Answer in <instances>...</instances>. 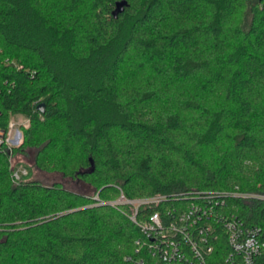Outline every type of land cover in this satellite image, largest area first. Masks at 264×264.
Wrapping results in <instances>:
<instances>
[{
    "label": "trees",
    "instance_id": "1",
    "mask_svg": "<svg viewBox=\"0 0 264 264\" xmlns=\"http://www.w3.org/2000/svg\"><path fill=\"white\" fill-rule=\"evenodd\" d=\"M13 114L29 125L0 144V264H155L121 196H165L140 221L194 191L264 194V0H0L3 138ZM27 148L93 193L14 180ZM226 203L264 239V199Z\"/></svg>",
    "mask_w": 264,
    "mask_h": 264
},
{
    "label": "built area",
    "instance_id": "2",
    "mask_svg": "<svg viewBox=\"0 0 264 264\" xmlns=\"http://www.w3.org/2000/svg\"><path fill=\"white\" fill-rule=\"evenodd\" d=\"M10 134L11 125L4 138L0 134V144L5 141L10 145ZM12 178L20 179L15 170ZM227 197L264 199V194L237 189L194 191L185 206L154 211L140 221L137 220L140 209L160 204L164 195L132 200L121 196L119 201L131 206L130 219L143 235L135 242V252L146 249L155 264H264L261 228L245 224L237 212L228 210ZM134 264L146 262L139 257Z\"/></svg>",
    "mask_w": 264,
    "mask_h": 264
},
{
    "label": "rangeland",
    "instance_id": "3",
    "mask_svg": "<svg viewBox=\"0 0 264 264\" xmlns=\"http://www.w3.org/2000/svg\"><path fill=\"white\" fill-rule=\"evenodd\" d=\"M9 121V126L11 125L10 145H17L22 139L23 128L29 125V119L22 114H13L10 115ZM35 151V148H27L11 156V165L18 172L20 179H31L45 185L57 182L72 191L87 194L93 193L91 186L84 184L77 178L65 176L58 171L48 172L36 168L33 165ZM23 170H26V173H23Z\"/></svg>",
    "mask_w": 264,
    "mask_h": 264
},
{
    "label": "water",
    "instance_id": "4",
    "mask_svg": "<svg viewBox=\"0 0 264 264\" xmlns=\"http://www.w3.org/2000/svg\"><path fill=\"white\" fill-rule=\"evenodd\" d=\"M124 4H125L124 1H120V2L117 3V5H116V9L112 12V14H113L114 17H116L117 14H118L119 12H122V11H123ZM37 108H38L40 111H43V110H44V103H40V104L37 106ZM90 162H91V167H90V170H89V171H92L94 165H93V161H92V160H90Z\"/></svg>",
    "mask_w": 264,
    "mask_h": 264
}]
</instances>
